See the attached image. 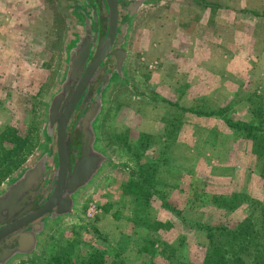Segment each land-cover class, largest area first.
Returning a JSON list of instances; mask_svg holds the SVG:
<instances>
[{
  "label": "rangeland",
  "instance_id": "374dc122",
  "mask_svg": "<svg viewBox=\"0 0 264 264\" xmlns=\"http://www.w3.org/2000/svg\"><path fill=\"white\" fill-rule=\"evenodd\" d=\"M62 30L57 0H0V172L23 159L0 183L38 147ZM131 68L136 87L116 93L102 124L118 166L39 258L14 264L54 252L71 264H213L210 243L221 251L240 237L210 238L197 223L263 225L264 135H236L225 117L264 130V0H164L137 22ZM260 240L228 256L256 258Z\"/></svg>",
  "mask_w": 264,
  "mask_h": 264
},
{
  "label": "water",
  "instance_id": "95a60500",
  "mask_svg": "<svg viewBox=\"0 0 264 264\" xmlns=\"http://www.w3.org/2000/svg\"><path fill=\"white\" fill-rule=\"evenodd\" d=\"M163 1L57 0L60 70L43 104L36 151L0 183V264L39 258L52 231L77 219L82 197L118 166L102 135L103 120L116 93L136 87L137 22ZM97 70L105 77L88 89Z\"/></svg>",
  "mask_w": 264,
  "mask_h": 264
},
{
  "label": "trees",
  "instance_id": "16d2710c",
  "mask_svg": "<svg viewBox=\"0 0 264 264\" xmlns=\"http://www.w3.org/2000/svg\"><path fill=\"white\" fill-rule=\"evenodd\" d=\"M218 115L223 116L224 113L220 110L216 112ZM215 114V113H214ZM225 122L228 125V127L232 130V132L236 135H243L247 138L253 139L256 137H262L264 135V130H262V127L260 126L261 122L254 124L249 123L246 121H239V120H232L230 118L225 117ZM259 131V132H258ZM20 160L14 164V166L7 167L3 172H0V181L8 174L10 171L14 168H16L21 162ZM143 184L140 185L145 191H147L151 184L149 181L145 178L142 179ZM262 215L264 216V211L262 212ZM148 225V224H147ZM196 226L199 228L204 229L207 232L208 237L212 238L214 229L217 228V231H219L221 234L225 235H231L230 239L233 240L236 238V236L240 237V240H238L236 243H229L224 248L218 250L216 246L221 245L220 242H214L210 243V248L207 249L205 252L204 260L205 262L213 263V264H264V222L263 225L260 226L258 230H255L252 228L251 231L247 230V228H241V230H238V233L236 230L228 229L224 226H213V225H206L197 223ZM261 239L260 243L253 244L254 246H258L259 255L256 258H250L247 259L248 261L245 262L242 260L243 256L237 255L235 258H232L228 256L229 252H235L236 254L238 252H241V254L248 251V249L252 248L251 245V239ZM250 245V246H249ZM213 246H215L216 250H213ZM236 249V250H235ZM44 264H71L69 258H65L64 255L54 252L52 253V256L48 258V260ZM87 264H107L106 261H104L101 257L98 258V260L93 259L92 261H88Z\"/></svg>",
  "mask_w": 264,
  "mask_h": 264
},
{
  "label": "flooded vegetation",
  "instance_id": "af4514ba",
  "mask_svg": "<svg viewBox=\"0 0 264 264\" xmlns=\"http://www.w3.org/2000/svg\"><path fill=\"white\" fill-rule=\"evenodd\" d=\"M105 74H106V73H104V74L101 75L100 71L97 70L96 75L93 76V78H91V79L88 81L87 88H88V89H91L92 87H94L93 85H94L95 80H96L97 78L104 79ZM80 75H81V73L79 74V77H80ZM73 82H74L73 87L75 88L76 85L79 83V79L74 78V79H73ZM98 85H99V84H98ZM98 85H97V86H98ZM88 91H89V90H88ZM88 91H87V92H88ZM87 92L85 91V92L83 93L82 98L80 99L78 105L81 103V100L83 99V97H85V95H86L85 93H87ZM69 94H70V93L67 94V97L69 96ZM44 174H45V173H44ZM41 178H42V179H41ZM43 178H44V175H43V173H41L40 178L37 179L36 181H37L38 183H41V182L43 181ZM41 188H42V185H41V187H40V190H42ZM4 247H7V245L4 246ZM0 250H1V248H0ZM0 252H1V251H0Z\"/></svg>",
  "mask_w": 264,
  "mask_h": 264
},
{
  "label": "crops",
  "instance_id": "0c3cea01",
  "mask_svg": "<svg viewBox=\"0 0 264 264\" xmlns=\"http://www.w3.org/2000/svg\"><path fill=\"white\" fill-rule=\"evenodd\" d=\"M18 34L20 33V32H17ZM15 34H16V32H15ZM21 34V33H20Z\"/></svg>",
  "mask_w": 264,
  "mask_h": 264
},
{
  "label": "built area",
  "instance_id": "2783aa9c",
  "mask_svg": "<svg viewBox=\"0 0 264 264\" xmlns=\"http://www.w3.org/2000/svg\"><path fill=\"white\" fill-rule=\"evenodd\" d=\"M92 210V208L90 209V211Z\"/></svg>",
  "mask_w": 264,
  "mask_h": 264
}]
</instances>
